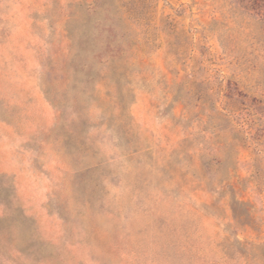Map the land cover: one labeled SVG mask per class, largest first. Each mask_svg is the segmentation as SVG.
<instances>
[{"label": "rangeland", "instance_id": "rangeland-1", "mask_svg": "<svg viewBox=\"0 0 264 264\" xmlns=\"http://www.w3.org/2000/svg\"><path fill=\"white\" fill-rule=\"evenodd\" d=\"M0 0V264H264V0Z\"/></svg>", "mask_w": 264, "mask_h": 264}, {"label": "trees", "instance_id": "trees-1", "mask_svg": "<svg viewBox=\"0 0 264 264\" xmlns=\"http://www.w3.org/2000/svg\"><path fill=\"white\" fill-rule=\"evenodd\" d=\"M136 1H137V0H136ZM256 1H257V0H256ZM260 1H263V0H260ZM99 2H100V0H96L95 3H94V5H92L89 9H91V10H95L96 7L98 6Z\"/></svg>", "mask_w": 264, "mask_h": 264}]
</instances>
